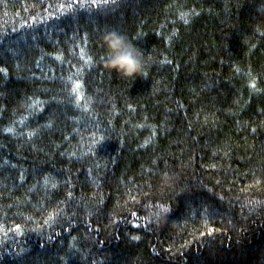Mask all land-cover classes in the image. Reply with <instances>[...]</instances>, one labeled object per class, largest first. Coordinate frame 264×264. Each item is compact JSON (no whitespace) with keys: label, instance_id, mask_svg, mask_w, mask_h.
Masks as SVG:
<instances>
[{"label":"trees","instance_id":"obj_1","mask_svg":"<svg viewBox=\"0 0 264 264\" xmlns=\"http://www.w3.org/2000/svg\"><path fill=\"white\" fill-rule=\"evenodd\" d=\"M0 264H264V0H0Z\"/></svg>","mask_w":264,"mask_h":264},{"label":"clouds","instance_id":"obj_2","mask_svg":"<svg viewBox=\"0 0 264 264\" xmlns=\"http://www.w3.org/2000/svg\"><path fill=\"white\" fill-rule=\"evenodd\" d=\"M102 40L108 50V67L123 77L142 75L143 52L134 46L126 35L118 31L105 33Z\"/></svg>","mask_w":264,"mask_h":264},{"label":"snow or ice","instance_id":"obj_3","mask_svg":"<svg viewBox=\"0 0 264 264\" xmlns=\"http://www.w3.org/2000/svg\"><path fill=\"white\" fill-rule=\"evenodd\" d=\"M79 87H80V85H79V84H76V85L74 86V88H73V91H74V92L78 91Z\"/></svg>","mask_w":264,"mask_h":264}]
</instances>
